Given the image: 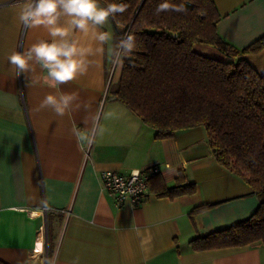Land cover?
Listing matches in <instances>:
<instances>
[{
    "label": "crops",
    "instance_id": "obj_1",
    "mask_svg": "<svg viewBox=\"0 0 264 264\" xmlns=\"http://www.w3.org/2000/svg\"><path fill=\"white\" fill-rule=\"evenodd\" d=\"M221 15L217 33L241 50L264 37V0H213ZM25 0H0V261L5 264H264V245L196 252L190 241L247 220L258 208L253 190L214 160L204 128L158 140L124 104L108 94L121 74L112 39L90 56L89 69L59 86L78 96L58 116L42 107L57 94L47 71L33 64L17 76L8 56L48 39L44 28L18 20ZM85 46L101 47L74 34ZM194 52L219 61L224 55L196 44ZM246 61L264 74V50ZM88 149V157L86 150ZM150 168L168 186L179 172L196 193L175 200L148 192L138 207L116 208L102 190V170L122 174ZM209 206L198 215L193 209ZM43 208L48 212L41 214ZM68 213L66 214L65 212ZM43 254L34 253L42 238ZM41 244H39L40 247Z\"/></svg>",
    "mask_w": 264,
    "mask_h": 264
},
{
    "label": "trees",
    "instance_id": "obj_2",
    "mask_svg": "<svg viewBox=\"0 0 264 264\" xmlns=\"http://www.w3.org/2000/svg\"><path fill=\"white\" fill-rule=\"evenodd\" d=\"M162 2L98 0L101 7L128 6L123 14L109 18L113 54L122 69L108 94L153 129L158 140L204 128L216 163L246 183L257 197L259 206L247 220L193 239V251L264 245V74L244 58L264 50V37L239 50L218 35L221 15L213 0H168L183 4L187 11L157 14ZM126 34L135 36L136 48L121 57L116 45ZM196 44L212 47L228 60L197 54ZM148 187L156 198L171 201L196 193V185L182 172L171 186L156 174ZM208 208L199 206L190 216Z\"/></svg>",
    "mask_w": 264,
    "mask_h": 264
},
{
    "label": "clouds",
    "instance_id": "obj_3",
    "mask_svg": "<svg viewBox=\"0 0 264 264\" xmlns=\"http://www.w3.org/2000/svg\"><path fill=\"white\" fill-rule=\"evenodd\" d=\"M123 3H109L101 7L98 0H25L18 11V20L24 28L32 30L44 28L48 39L39 40L23 51H13L8 62L14 66L17 76L30 72L36 64L47 71V78L57 94H48L42 101V107H51L58 116H64L73 110L78 96L60 90L61 85L75 81L87 73L89 57L103 51L102 45L112 39L107 31L101 29L109 18L123 14L127 10ZM186 12L183 4H170L168 0L160 3L156 13L165 11ZM101 45L93 49L75 38V33ZM136 48L133 34H126L116 45L117 55L123 57Z\"/></svg>",
    "mask_w": 264,
    "mask_h": 264
},
{
    "label": "built area",
    "instance_id": "obj_4",
    "mask_svg": "<svg viewBox=\"0 0 264 264\" xmlns=\"http://www.w3.org/2000/svg\"><path fill=\"white\" fill-rule=\"evenodd\" d=\"M88 149L86 150V157H88ZM159 173L158 168H150L145 172L134 170L128 174H122L114 170H102L100 172L99 180L102 190L112 200L116 208L128 204L131 207H138L147 198L149 187L148 183L152 176ZM47 208H43L41 214H46ZM66 214L68 213L65 212ZM45 230L42 228L41 237L35 241L34 253L43 254V233ZM39 242L41 245L39 247Z\"/></svg>",
    "mask_w": 264,
    "mask_h": 264
},
{
    "label": "bare ground",
    "instance_id": "obj_5",
    "mask_svg": "<svg viewBox=\"0 0 264 264\" xmlns=\"http://www.w3.org/2000/svg\"><path fill=\"white\" fill-rule=\"evenodd\" d=\"M39 244H41V242H39Z\"/></svg>",
    "mask_w": 264,
    "mask_h": 264
}]
</instances>
